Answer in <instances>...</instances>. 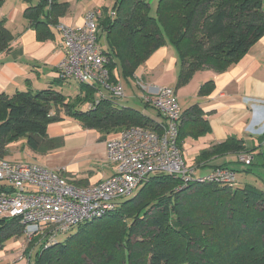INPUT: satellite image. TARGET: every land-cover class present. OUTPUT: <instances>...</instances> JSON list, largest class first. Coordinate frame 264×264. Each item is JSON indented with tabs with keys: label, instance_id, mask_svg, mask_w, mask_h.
Masks as SVG:
<instances>
[{
	"label": "trees",
	"instance_id": "obj_1",
	"mask_svg": "<svg viewBox=\"0 0 264 264\" xmlns=\"http://www.w3.org/2000/svg\"><path fill=\"white\" fill-rule=\"evenodd\" d=\"M23 1L28 3L24 17L40 40L51 37L52 28L70 7L69 0ZM110 1L111 8L102 9L97 27L113 83L135 79L155 51L171 46L180 62L176 91L197 71H225L264 36V0H159L155 16L150 14L149 0ZM3 3L0 0V7ZM13 43L12 32L0 21V53L10 54ZM61 82L57 78L54 84ZM78 84L80 94L73 99L53 87L1 94L0 157L5 158L9 144L21 138L33 153L60 148L62 141L50 138L48 127L62 121V113L103 135L129 127L160 131L162 121L120 106L110 96L96 98L98 86ZM212 87V82L206 83L199 95H208ZM84 104L91 106L80 109ZM204 115L197 104L181 113L177 140L181 153L187 137L198 139L212 132ZM256 141L247 144L233 136L202 150L195 158L197 173L206 175L222 168L237 174L232 165L243 163L237 157H250L251 165L255 153L264 166V133ZM227 156L235 158L210 163ZM68 233L65 241L47 247L48 238L39 242L32 263L264 264V190L248 184L184 186L181 178L156 174L131 196L118 200L114 210ZM23 234L19 219L0 218V249Z\"/></svg>",
	"mask_w": 264,
	"mask_h": 264
},
{
	"label": "built area",
	"instance_id": "obj_2",
	"mask_svg": "<svg viewBox=\"0 0 264 264\" xmlns=\"http://www.w3.org/2000/svg\"><path fill=\"white\" fill-rule=\"evenodd\" d=\"M102 10L88 11L74 27L58 24L65 57L56 67L57 78L96 85L116 100L125 98L121 82L110 81L98 38L97 19ZM114 13H111L113 16ZM142 102L160 114V131L129 127L106 141V154L115 174L95 185L79 186L54 170L37 163L12 162L0 157V218L19 219L26 235L40 236L52 245L60 234L79 224L98 219L116 208L117 201L131 196L137 187L156 174H168L189 184L219 183L236 186V172L217 168L199 175L178 147L181 109L170 86H143ZM104 98V96H101ZM90 107V106H89ZM240 160L250 163L248 156Z\"/></svg>",
	"mask_w": 264,
	"mask_h": 264
},
{
	"label": "crops",
	"instance_id": "obj_3",
	"mask_svg": "<svg viewBox=\"0 0 264 264\" xmlns=\"http://www.w3.org/2000/svg\"><path fill=\"white\" fill-rule=\"evenodd\" d=\"M20 1L22 14L14 8L1 20L5 22V26L11 22L16 25L13 28L8 27L14 36V50L10 54L0 53V95H12L16 91H37L44 87L45 89L53 87L59 91L57 88L59 85H55L54 81L57 79L56 67L65 57L62 35L57 26H54L50 38L38 39L36 29L31 27L24 17L28 3ZM32 1L35 4L39 0ZM78 1L81 0H69V10L60 19L59 24L74 27L83 23L84 16L89 11L88 4L78 20L66 24L62 22L72 14L73 2ZM19 13L22 19L16 23ZM139 69L135 79L146 82L145 86L175 88L180 62L176 51L171 46H164L155 51ZM71 81L73 80L60 84H69ZM208 82L213 84L211 92L205 96L199 95L202 86ZM79 94L80 88L77 92V95ZM176 95L179 106L180 100L185 99L183 103L185 106L180 107L182 113L197 104L212 129L210 134L198 139L187 137L184 140L182 154L189 166H196L195 158L202 150L222 143L229 137L245 139L247 144H256V138L264 133V36L253 44L237 63L225 71L219 72L213 68L197 71L188 83L176 89ZM95 96L107 97L108 92L100 89ZM124 99L126 101V96ZM124 99L119 100L118 105L131 106L127 101L123 102ZM89 106L91 105L84 104L79 108L86 110ZM142 107L141 112L144 115L145 109L153 108L143 102ZM146 116L156 122L161 121V118L155 120L151 116ZM61 117L62 121L48 127V136L62 141L60 148L46 154L31 152L32 155L28 157H31L32 161L24 163H37L59 170L68 181L79 186L95 185L113 176L115 166L107 158L106 141L113 138L117 132L103 135L95 129L84 128L78 120L63 113ZM234 158V156L216 158L210 163L222 164ZM208 171L210 170L205 172Z\"/></svg>",
	"mask_w": 264,
	"mask_h": 264
},
{
	"label": "rangeland",
	"instance_id": "obj_4",
	"mask_svg": "<svg viewBox=\"0 0 264 264\" xmlns=\"http://www.w3.org/2000/svg\"><path fill=\"white\" fill-rule=\"evenodd\" d=\"M158 1L159 0H149L150 14L152 16H155ZM4 2L5 3L3 4V6L0 7V21L3 19V17L8 16L10 11H12L14 8H17L19 12L22 14L20 7L22 3L20 0H4ZM86 4H88V6ZM86 6L89 8V11H95L98 10L99 8L102 10L103 8H111V1L81 0L76 3L73 2V8L71 9L72 14L66 17V19L62 22L66 24L67 22L72 23L76 21V19L78 20L79 17L82 16V11H84L83 9ZM20 13L18 15L19 17L16 18V23L20 22L22 19ZM14 25L16 24L11 22L10 25H7L6 27L13 28ZM145 83L146 82H144L141 79L138 80L130 79V82H126V80L121 79V84L125 92L126 101L129 103V105H131L129 107L134 108L140 112L143 110L142 95L144 92L143 86H145ZM57 88L59 89V91L62 92L63 95L67 97H75L78 92L79 84L75 81H71L69 82V84H60L59 86H57ZM41 89H45V87ZM124 101L125 99L123 100V102ZM179 103L181 104L180 107L183 108L185 106L183 104L185 103V99L180 100ZM145 111H146L145 112L146 115L153 117L155 120L160 119V117L157 115V110L153 108H149V109L147 108L145 109ZM8 148H9V154L5 157L7 160L12 162H27L29 160L32 161L31 157H28V155L31 156L32 154L31 151L26 146L25 138H21L9 144ZM237 158L240 160L239 157ZM252 161L253 163L251 165H250L251 162L249 164L235 163L232 165L238 171L236 183H235L236 187H244L245 184H248L254 186L255 188L264 190V166L262 165L263 160L258 153H255ZM68 236L69 233L60 234L57 237V240L58 242H63L66 240ZM40 239H41L40 236H36V237L34 236L32 239H30L24 232L21 238H13L8 240L7 242H5L3 248L0 249V264H33L32 260L34 254L36 250L40 248L38 246ZM32 244H34L33 249L27 252L28 248Z\"/></svg>",
	"mask_w": 264,
	"mask_h": 264
}]
</instances>
